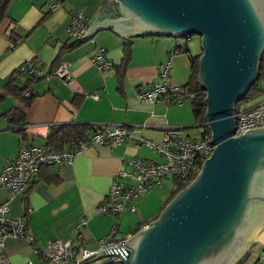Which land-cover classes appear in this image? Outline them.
Here are the masks:
<instances>
[{"label":"crops","instance_id":"1","mask_svg":"<svg viewBox=\"0 0 264 264\" xmlns=\"http://www.w3.org/2000/svg\"><path fill=\"white\" fill-rule=\"evenodd\" d=\"M103 1L12 0L8 5L0 21V92L12 70L31 58L46 72L55 59L64 60L71 77L65 81L50 75L32 84L34 99L26 108V137L11 129V123L1 115L16 104L15 97L5 94L0 99V165L13 158L21 145L45 142L50 127L59 123H124L135 135L153 142H160L168 129L177 130L184 137L200 134L191 129L195 117L187 100L165 96L147 101L137 95L139 89L162 80L186 87L191 65L189 53L193 52L189 43V53L177 47L183 43V37L132 33L124 37L105 26L66 48L74 41L67 34L72 13L82 6L88 29L92 14ZM126 37L132 40L131 55L119 80L114 66L99 70L91 56L97 47H104L113 64L120 63ZM62 46L65 48L61 49ZM261 87L260 94L248 106L264 100V76ZM135 158L156 162L164 156L145 143L137 145L133 139L92 144L70 163L43 165L28 185L10 199L0 190V201L8 200L10 216H22L26 196L27 229L33 235L32 241L20 235H6L7 258L18 264L28 260L32 264H64L47 261L35 248L42 249L54 238L96 248L100 238L119 240L155 218L175 188L173 175L163 179L171 177L172 187L164 188L163 181L152 184L135 200V210L126 207L114 213L97 211L115 177L124 183L132 182L122 174L135 171ZM259 243L264 251V243Z\"/></svg>","mask_w":264,"mask_h":264},{"label":"water","instance_id":"2","mask_svg":"<svg viewBox=\"0 0 264 264\" xmlns=\"http://www.w3.org/2000/svg\"><path fill=\"white\" fill-rule=\"evenodd\" d=\"M84 37L201 36L198 79L214 144L194 177L123 245L93 252L122 264H249L264 243V126L233 135L235 103L264 52V0H104Z\"/></svg>","mask_w":264,"mask_h":264},{"label":"built area","instance_id":"3","mask_svg":"<svg viewBox=\"0 0 264 264\" xmlns=\"http://www.w3.org/2000/svg\"><path fill=\"white\" fill-rule=\"evenodd\" d=\"M56 4H52L55 6ZM87 31V23L83 13V7L78 6L72 13L67 26L69 38L82 40ZM85 38V37H84ZM91 61L99 70L112 66L113 62L106 56L104 47H97ZM22 71L48 78L55 75L68 81L71 77L67 62L60 60L55 68L47 73L43 67L35 65L27 59L20 65ZM185 88L172 85L167 81L156 82L153 85L141 88L137 95L142 100L154 101L161 97H174L176 101L182 100ZM97 97V94H93ZM206 123V122H205ZM264 126V100L254 105L238 106L234 108L233 135H238L252 127ZM133 139L136 144L145 143L164 156L162 161L144 162L140 158L132 160L136 169L133 172H123L122 175L132 179L131 183H124L115 179L110 184L105 198L98 204L100 213H114L129 208L135 210V200L144 195L147 189L154 183L160 182L168 175L187 179L194 176L199 170L203 159L212 151L210 131L200 133L196 137H184L177 130L168 129L160 142H153L140 135H135L133 130L124 123H116L112 126L102 125L84 137H79L68 147L60 148L46 142H30L21 145L15 156L0 165V189H3L8 199L21 192L35 176L43 165L67 164L75 155L87 149L92 144L117 142ZM8 200L0 201V264H18L11 262L4 251L6 235L25 236L28 241L33 240V235L24 228L23 219L20 216L7 214ZM126 237L119 240L100 238L96 248H88L84 245L54 238L46 242L42 249L35 248L42 257L51 262L64 264H79L78 261L91 255L100 249L123 245ZM105 256L103 254L93 257L81 264H99ZM110 261L119 262L117 255L109 256ZM23 264H32L30 260Z\"/></svg>","mask_w":264,"mask_h":264},{"label":"trees","instance_id":"4","mask_svg":"<svg viewBox=\"0 0 264 264\" xmlns=\"http://www.w3.org/2000/svg\"><path fill=\"white\" fill-rule=\"evenodd\" d=\"M11 1L12 0H0V21L5 15L8 5L10 4ZM192 34L193 33H187L182 35L181 37L184 38L183 43L177 45V47H179L180 49H184L189 53L188 39L189 37H191ZM80 41L81 40L74 39V41L69 42V45L66 48L72 47L73 45L79 43ZM131 46H132L131 38L130 37L124 38L123 47H122L123 54L121 61L118 64L115 65L112 64V66L115 67V72L117 73V77L119 80H121L123 77L125 67L131 55ZM62 48L64 49L65 46H62L61 49ZM200 53L201 50L198 53H189L190 61H191L190 72H189L190 74L187 85L185 87V91L182 94L183 95L182 100H187L189 102L193 115L196 120L195 122L197 123V125L203 126V130H201V133H203V132H207L209 129L207 127V124L205 123L206 120L205 101H204L205 91L201 87V84L198 79V70H199L198 58ZM30 60L33 63H35V65L42 67L41 64L36 62L34 59L31 58ZM58 62L59 59L58 58L55 59L52 62V66L51 68H49L50 70L47 71V73H50L58 64ZM21 64L15 67L12 70V72L9 74V76L7 77L4 83L3 92H0V99L3 98L5 94L13 95L16 99V104L10 107L9 109H7L6 111H4L1 115L5 116L8 119V121L11 123V127H10L11 129L19 132L22 137H26L27 136V131L25 127L26 108L31 104L32 100L34 99V95L31 92V86L35 81L42 79L43 77L29 73L27 71H22L20 69ZM44 71L46 72L45 69ZM263 76H264V52L260 55L259 58V67H258V73L256 79L250 84L249 88L246 90L244 95H242L241 98L235 103V109H237V107L241 105L242 102L248 101L249 99L254 98L260 94L262 90L261 79ZM102 125L105 124H101V123L100 124H92V123L54 124L50 127L45 142L60 148L68 147L74 141H76L77 138L89 135L91 132L97 129V127H101ZM193 177L194 176H191L187 179H182L178 176H174L173 180H174L175 188L171 192L167 201L179 189L184 187ZM27 202H28L27 198L26 196H24L25 211L23 212L21 217L24 222L25 230H28L27 228H28V219H29V212H28L29 208ZM140 226L141 224L138 225L137 228H139ZM110 263H114V261H110Z\"/></svg>","mask_w":264,"mask_h":264},{"label":"rangeland","instance_id":"5","mask_svg":"<svg viewBox=\"0 0 264 264\" xmlns=\"http://www.w3.org/2000/svg\"><path fill=\"white\" fill-rule=\"evenodd\" d=\"M181 37V36H179ZM188 43H189V47H190V50L193 52V53H198L200 50H201V36L196 34V33H193L191 35V37H189L188 39ZM255 98V97H254ZM254 98H251L249 99L248 101H245V102H242L241 105L239 106H247L248 104H251L253 103V101L255 100ZM196 121V120H195ZM191 125H194L191 127V129H193V132L194 134H199L201 133V130H203V126L201 125H197L196 122H194L193 124ZM164 179V178H163ZM163 179L161 180V182L163 181ZM160 182V184H161ZM156 185H159V184H156ZM164 188H168L169 187H172L173 184H172V180H171V177L170 178H167L165 179L162 184H161ZM1 191L3 189H0ZM4 191V190H3ZM5 192V191H4ZM258 244H259V249H258V252L256 253V257L253 259L252 262H250L249 264H264V257H263V254L262 256H260V252L263 250V248L261 247V244L259 243L258 241ZM260 251V252H259ZM258 254V255H257Z\"/></svg>","mask_w":264,"mask_h":264},{"label":"flooded vegetation","instance_id":"6","mask_svg":"<svg viewBox=\"0 0 264 264\" xmlns=\"http://www.w3.org/2000/svg\"><path fill=\"white\" fill-rule=\"evenodd\" d=\"M262 248H263V247H262ZM259 252H260V251H259ZM263 253H264V251L262 250V251L260 252L259 255L262 256ZM257 255H258V254H257Z\"/></svg>","mask_w":264,"mask_h":264}]
</instances>
